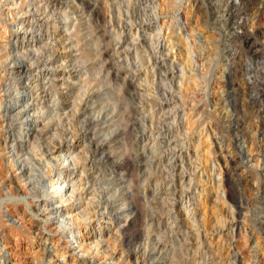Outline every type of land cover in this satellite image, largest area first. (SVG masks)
Wrapping results in <instances>:
<instances>
[{
    "label": "rangeland",
    "instance_id": "rangeland-1",
    "mask_svg": "<svg viewBox=\"0 0 264 264\" xmlns=\"http://www.w3.org/2000/svg\"><path fill=\"white\" fill-rule=\"evenodd\" d=\"M47 41L48 64L18 75L22 63L10 60ZM263 53L264 0H0V263L264 264ZM246 77L262 78V92L251 93ZM34 102L41 109L29 120ZM243 102L246 112L237 110ZM53 108L60 120L50 119ZM6 110L19 112L14 127ZM79 114L96 118L92 128L77 124ZM50 139L69 161L78 155L69 166L74 199L34 196L33 176L18 167L17 146L51 191ZM97 139L119 152L120 166L101 152L90 157ZM15 192L26 195L13 201ZM41 200L74 210L54 213ZM81 211L91 215L80 219L92 225L86 241L99 242L85 252L67 236ZM161 240L165 248L149 258Z\"/></svg>",
    "mask_w": 264,
    "mask_h": 264
},
{
    "label": "bare ground",
    "instance_id": "bare-ground-1",
    "mask_svg": "<svg viewBox=\"0 0 264 264\" xmlns=\"http://www.w3.org/2000/svg\"><path fill=\"white\" fill-rule=\"evenodd\" d=\"M16 2H13V4H15ZM237 8V10L239 9V6H236ZM44 9H46L45 7H43ZM23 8L21 7V8H19V10H22ZM41 10V11H43V13L45 12V10ZM90 9V8H89ZM38 10H40V8L39 7H35V9H34V11L36 12V11H38ZM25 12V11H24ZM26 12H28V10L26 11ZM95 12V11H94ZM51 13V12H50ZM49 13V14H50ZM47 14V13H46ZM45 14V15H46ZM35 15V14H34ZM94 16H100V13H99V11L97 10L95 13H94ZM94 16H92V17H94ZM35 18V17H34ZM119 21H120V19H119ZM37 22V21H36ZM22 23H23V20L20 22L19 21V23H18V27L17 28H23V26H21L22 25ZM129 24L130 25H133V21H130L129 22ZM30 27H28V29H29ZM32 28V27H31ZM27 30V29H26ZM30 30V29H29ZM25 31V30H24ZM237 33V32H236ZM239 34V33H238ZM40 37H38V39H39ZM137 38V37H136ZM135 38V39H136ZM134 40V39H133ZM35 40L33 39L32 40V42H34ZM37 43H38V40L37 41H35V45H37ZM47 44H49L48 43V41L47 42H45L44 44H42V45H38L37 46V48L35 49V50H33V51H29V52H27V51H21V54H22V56H19V57H21L20 59H19V57L18 58H12L11 60H10V64H12V66L17 62V61H19V62H21L22 63V65L21 64H18V70H17V73H18V75L19 74H22V73H27L28 74V70L26 69L25 70V67L27 66V65H31L32 66V64L34 63H36V64H41V65H43V66H46L48 63H47V61H48V55H52L53 54V50L52 51H50V52H48V57L47 58H45V56H44V53H43V51L44 50H46V45ZM158 45V44H157ZM172 47H173V44H172V46L170 47V49H172ZM39 49H41V51H39ZM230 53L231 54H236V51H235V49L234 48H232L231 49V51H230ZM260 53H262V52H260ZM96 54H99V52L98 51H96V53H95V55ZM239 54V53H238ZM257 54H259V53H257ZM264 54V53H263ZM262 54V55H263ZM7 55H8V57H10V54H9V52L7 53ZM46 55V54H45ZM248 55V54H247ZM250 55V54H249ZM260 55V54H259ZM157 55H155V56H149L148 57V61H151L153 58H155ZM239 56H241L240 54H239ZM238 56V57H239ZM253 56V55H252ZM258 57V56H257ZM259 58L260 59H263L264 58V56H259ZM27 61V62H26ZM74 61H76L75 59H74ZM81 61H84V57H79L78 59H77V62H81ZM255 60L254 59H252L251 57H249V59H248V69H246V74H250L251 73V71H252V65H253V63L252 64H250L251 62H254ZM30 62V64H28ZM247 62V61H246ZM259 62V60H256V63H258ZM53 63V62H52ZM33 64V65H34ZM102 65V67L103 66H106V64L104 63V62H102L101 63ZM247 65V64H246ZM19 66H20V68H19ZM30 66V67H31ZM51 66V65H50ZM259 66V65H258ZM262 66H263V64H262ZM107 67V66H106ZM261 67V66H260ZM153 68V67H152ZM255 68L258 70V68L255 66ZM254 68V69H255ZM255 69V70H256ZM152 70V69H151ZM260 70V69H259ZM262 70V69H261ZM257 72H259V74H261L260 72L261 71H257ZM263 72V71H262ZM109 73V72H108ZM236 73V72H235ZM30 74V73H29ZM255 74V73H254ZM257 74V73H256ZM55 75V74H54ZM262 75V74H261ZM152 76H153V74H152ZM260 76V75H259ZM232 77V76H231ZM250 77V76H249ZM253 77V76H252ZM29 78V77H28ZM234 78V77H233ZM263 79H264V76L262 77ZM262 78H261V80H262ZM231 79V78H230ZM240 79V78H239ZM245 81H244V85H246V87H248V89H251L250 91H251V93H253V91L255 92V95H257V94H259V92L261 93L262 92V88H261V86H260V83H261V80L259 79V77L258 78H256V77H254V79L252 78V79H250V78H248V77H246V78H243ZM257 79H259V80H257ZM235 80H236V78H235ZM257 80V81H256ZM64 81V80H63ZM182 81V80H181ZM233 81H234V79H233ZM238 82H239V80H237ZM240 81H242V80H240ZM230 82H231V80H230ZM236 82V81H235ZM264 82V81H263ZM52 83H53V80H52ZM234 83V82H233ZM257 83V84H256ZM232 84V83H231ZM237 84V83H236ZM264 84V83H263ZM243 85V86H244ZM41 86H46V82H43L42 84H41ZM235 86V85H234ZM11 88H12V86H8V87H6V88H4V90H11ZM33 88V87H32ZM236 89V88H235ZM245 90H246V88H245ZM25 91V90H24ZM83 90H78V93H77V95H76V100L77 99H82V95H83ZM12 93V92H11ZM245 93H247V92H245ZM251 93H249V95L251 94ZM263 94H264V91L262 92ZM232 94H236V93H232ZM255 95H253V96H255ZM261 97V96H260ZM98 99V98H97ZM254 99V98H253ZM247 100V99H246ZM250 100V99H249ZM259 101V100H258ZM257 101V102H258ZM96 102V101H95ZM261 102V101H260ZM106 103L108 104V102L106 101ZM262 103V102H261ZM7 104V103H6ZM5 104V105H6ZM37 104H39V102L38 103H35L34 102V106L31 108L32 109V111H33V116H32V118L31 119H29V120H32V119H35L36 118V116L37 115H34L35 113H37L38 112V110L39 109H41V105H39V106H35V105H37ZM104 104V105H103ZM250 104V103H249ZM248 104V105H249ZM253 104V102H251V105ZM53 105L54 106H57L58 105V103L57 102H55V103H53ZM99 106L98 107H96V109H93L94 110V112H95V114H96V117H98L99 116V114H100V112L102 111L101 109H102V107H105L106 105H105V102H103V100L101 101V102H99V104H98ZM237 105V104H236ZM235 105V106H236ZM248 105H246V103L245 102H243V103H241L240 104V107H237V110H239V111H244V112H246L247 110H248ZM250 105V106H251ZM247 108V109H246ZM6 109H7V106H6ZM172 108H169L168 110H171ZM74 110V109H73ZM8 110H6L5 112V115H7L8 114V112H7ZM51 111H52V113L50 114V115H52L53 113H55V111H54V108L53 109H51ZM238 111V112H239ZM75 112L76 111H73L72 112V114L71 115H69V118H70V120L71 121H73V118H74V116H75ZM89 112V111H88ZM202 112V111H201ZM77 113V112H76ZM90 113V112H89ZM203 113V112H202ZM18 115H19V112L18 113H16L15 115L14 114H8L7 115V119H8V121H7V124L10 126V127H14V120H15V118H17L18 117ZM56 115V116H55ZM54 116L52 115L51 116V120L53 119V117H55L56 119H58V120H60L61 119V117H62V113L61 114H55ZM98 115V116H97ZM79 117H77V124L79 123V125H81V127L82 126H84L85 128H92V126H93V124H94V118H92V117H88V116H86V115H83V114H79L78 115ZM68 117V116H67ZM96 119V118H95ZM56 122H58L57 120H56ZM60 122V121H59ZM118 126V125H117ZM116 126V127H117ZM25 127H27L26 125H25ZM154 127V126H153ZM122 128V127H121ZM155 128V127H154ZM260 129V128H259ZM64 131V130H63ZM108 132H109V130H107ZM65 133H66V130L63 132V135L61 136L62 138H64L65 137ZM262 137H261V140H264V128H263V130H262ZM20 135L21 134H17L16 136L17 137H20ZM61 138V139H62ZM116 138H118V142H120L121 141V144H122V139L120 138V137H116ZM60 139V140H61ZM121 139V140H120ZM57 141V140H56ZM111 141V140H110ZM94 142H96L95 144H93L94 145V149L93 150H91L90 151V157L91 158H93L94 157V159L93 160H95V161H97L96 160V156L98 155V153L99 152H101L102 154V156H100L101 158H100V160L101 161H103V162H105L107 165H109L110 167H116L117 168V166H120V163L118 162L119 160H117V158H116V154L117 153H119V152H116V150H114L113 148H110V150H109V146H106V144H104V140H102V139H97V140H95ZM58 143V142H57ZM60 144V143H59ZM157 144V141L155 140L154 142H153V147H155V145ZM178 144V143H177ZM57 145V144H56ZM176 148V146H174V148L172 147V149H175ZM30 149H33L34 151L33 152H36L37 150H35L34 149V146H30ZM46 149L47 150H45V151H50L51 153H53V156H51L49 159H52L53 160V165H55V166H52L50 169H48V175H49V182H50V186L52 187V190L50 191H48L47 190V192H45L44 191V186H43V176H41L42 175V172H41V169H40V167H39V165H38V167H36V165L34 164V163H32L31 162V159H32V157H30V155L29 154H26V153H29V151L28 152H26V153H24V152H21L22 151V148H20L19 149V147L17 146L16 148H15V154H14V156H18V160H20V164L18 165V167H23V169H24V171H26V173H29V178L31 177V176H33V178L31 179V180H29L28 181V185H29V188L33 191V195L34 196H39V195H41V194H45V196L46 197H51L53 194H56V193H60L61 194V196L62 197H65L63 200H61V201H65V200H70V199H74V196H75V191L78 189V188H75L73 185H72V187H73V189H71V184L69 183V175H70V170L69 169H71V168H76V165L78 164V162H79V158L77 157L78 155H72L71 156V160L69 161V158H70V153L68 152V150L65 152L64 150H62L61 149V147L59 146V147H55V144H53L52 142H51V139L50 140H47L46 141ZM167 149H169V148H167ZM262 155L264 156V153H262ZM23 156V158H21ZM41 156H42V154H41ZM76 157V158H75ZM78 158V159H77ZM116 159V160H115ZM256 161H259V158L257 157V159H255ZM13 161V162H12ZM13 163V164H12ZM38 163V162H37ZM11 164L13 165V166H15V165H17V160H12L11 159ZM70 164H72L73 165V167H69L70 166ZM80 166V165H79ZM186 167H185V165H182V168L180 169V171H181V173H183V172H186V170L187 169H185ZM82 170V169H81ZM80 170V174H82V171ZM85 170V169H84ZM73 171V170H72ZM55 176H60V177H64L62 180H60L59 181V179L57 178V177H55ZM35 178H36V180H35ZM27 182V181H26ZM122 188H125L124 186H122ZM185 188H186V186H185ZM185 188H183V189H185ZM183 189H181L182 191L181 192H183ZM13 195H15V197H9V198H11L13 201H20V200H22V198L24 199V196L26 195V194H19V193H17V192H15V194L13 193ZM12 195V196H13ZM55 196V195H54ZM5 197H2L1 199H0V203L2 202V200L4 199ZM8 198V199H9ZM60 201V202H61ZM72 201H74V200H72ZM29 203V202H28ZM41 203H43L42 205H44L45 206V208L47 207H49L47 204L45 205V203H44V201H42L41 200ZM234 203L237 205V206H242V204L243 203H241V201H239V199H234ZM49 204V203H48ZM105 206V205H104ZM50 208V207H49ZM52 209H54L53 208V206L50 208V211L51 212H63L64 214L65 213H71L74 209H72L71 207L70 208H60V209H57L56 211H52ZM61 212V213H62ZM76 213V212H75ZM83 211H81L80 213L78 212V213H76L78 216H77V218L73 221V227H70L69 228V232H72L71 233V235L69 234V235H67L68 237H69V239L68 240H74L73 242H76L77 244V246L78 247H81L82 246V250H83V252H85V251H89L90 249H91V247H92V244H94L95 246H98V241H86L89 237H88V234H85V233H87L88 231H89V229L91 228V222H90V220H88V221H86V222H81V218L82 217H84L85 219L86 218H88L89 216H91V215H87V213H83ZM71 215H73V214H71ZM134 221H135V219L134 218H131V219H129V221H128V224L129 225H131V224H133L134 223ZM67 222H64V224H66ZM59 228H61V231L62 232H64L65 230H66V226L65 225H59ZM127 227H125L124 226V229H126ZM83 234V235H82ZM82 235V236H81ZM72 236V237H71ZM71 237V238H70ZM76 237H80V238H76ZM160 240V239H159ZM92 242H94V243H92ZM165 246H166V244L165 243H163V241L161 240L160 242H159V244L157 243V242H155V245H154V247L152 248V249H150L149 251H147V255H149L148 257L149 258H152V257H154L155 255H157L158 254V252L159 251H161V250H163L164 248H165ZM80 249V250H81ZM132 250H134V249H132ZM0 251H2V248L0 247ZM49 252V251H48ZM79 252V251H78ZM97 252H98V250H97ZM130 252V254H132V253H134L135 252V250L134 251H129ZM128 252V253H129ZM92 253H93V250H92ZM143 253H146V249L143 251ZM0 257H1V255H0ZM3 257V256H2ZM6 259V258H5ZM137 260V259H136ZM4 262V264H5V260H3ZM1 264V263H0Z\"/></svg>",
    "mask_w": 264,
    "mask_h": 264
}]
</instances>
